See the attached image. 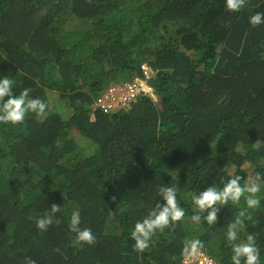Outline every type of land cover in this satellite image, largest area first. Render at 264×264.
<instances>
[{
	"label": "trees",
	"instance_id": "trees-1",
	"mask_svg": "<svg viewBox=\"0 0 264 264\" xmlns=\"http://www.w3.org/2000/svg\"><path fill=\"white\" fill-rule=\"evenodd\" d=\"M257 11L264 0L239 12L224 0H0V77L48 105L44 117L0 123V264H181L192 239L231 264L225 232L243 197L208 225L191 220V195L233 175L264 177V23L248 22ZM142 62L156 71L157 101L91 121L108 81L132 80ZM162 184L177 187L185 216L137 251L131 231L163 203ZM256 195L240 237H257L264 264V184ZM74 210L94 243L76 242Z\"/></svg>",
	"mask_w": 264,
	"mask_h": 264
},
{
	"label": "clouds",
	"instance_id": "clouds-1",
	"mask_svg": "<svg viewBox=\"0 0 264 264\" xmlns=\"http://www.w3.org/2000/svg\"><path fill=\"white\" fill-rule=\"evenodd\" d=\"M225 10L230 12H239L245 6V0H224ZM248 22L252 26H258L264 23V12H255L248 17ZM151 70H153L154 77L156 71L149 66L148 63L142 62ZM141 65L139 67L138 75L127 82L108 81L107 86L93 99L89 106V118L94 121L96 113L103 116H113L119 112L129 111L132 106L142 97L150 98L157 101V96L154 92L153 85L149 86L153 89L154 97L147 95L139 96L129 109H119L114 112H103L97 105L98 100L107 92L110 87L126 84L133 81L135 78H142ZM15 79L14 77L2 76L0 77V123L17 125L25 121L26 117L34 114L38 117L46 115L47 103L39 97H30L29 89H23L19 95L14 94ZM48 96L53 97L56 101V109H60L67 113V107L58 99V94L55 92L48 93ZM53 107V106H52ZM51 107V109H52ZM65 108V109H64ZM243 178L239 175L231 176L222 186L210 185L202 191H198L191 195L193 211L195 214L191 216V220L196 224L206 223L213 225L217 221L218 213L221 208L227 206L229 202L234 205L240 203L243 197L246 207L241 209L234 221L227 225L225 232V239L230 244V261L231 264H261L260 248L257 245V237L254 234H247L243 239L240 237V230L244 225L245 220H251L250 214H247L248 209H254L260 204V197L256 194L260 192L262 184H264V177L256 174L248 182L242 184ZM158 195L161 197L163 203L158 202L142 219L138 220L131 231V237L134 240L133 248L137 251H144L149 247V242L155 232L163 230L170 223L179 221L185 216V209L177 202V187L167 186L162 184L158 188ZM51 213L60 211L61 206L52 204ZM206 213V214H205ZM54 217L52 214L39 217L36 220V226L41 231L48 228L53 223ZM81 217L79 210H74L71 213L69 226L70 230L76 234L75 240L77 243L84 242L92 244L95 242V236L90 228H80ZM202 242L198 239L186 241L184 246V254L180 257L181 264H184L183 257L193 256L197 252L202 251L208 258L213 259L218 264L219 261L209 256L204 250ZM31 264H36L32 261Z\"/></svg>",
	"mask_w": 264,
	"mask_h": 264
},
{
	"label": "built area",
	"instance_id": "built-area-1",
	"mask_svg": "<svg viewBox=\"0 0 264 264\" xmlns=\"http://www.w3.org/2000/svg\"><path fill=\"white\" fill-rule=\"evenodd\" d=\"M142 78H135L133 81L110 87L107 92L98 100V107L105 113L114 112L119 109H129L141 95L154 97L153 89L148 84V79L153 75L145 64L141 65ZM184 264H218L213 259L208 258L202 251L193 256H184Z\"/></svg>",
	"mask_w": 264,
	"mask_h": 264
},
{
	"label": "rangeland",
	"instance_id": "rangeland-1",
	"mask_svg": "<svg viewBox=\"0 0 264 264\" xmlns=\"http://www.w3.org/2000/svg\"><path fill=\"white\" fill-rule=\"evenodd\" d=\"M75 24H77V22L76 23H74V25ZM119 82V81H118ZM65 109V108H64ZM75 132V131H74ZM228 172H232V168H230L229 170H228Z\"/></svg>",
	"mask_w": 264,
	"mask_h": 264
}]
</instances>
